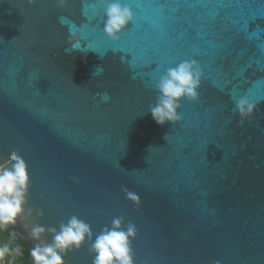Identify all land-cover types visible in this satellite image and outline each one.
<instances>
[{"label":"water","instance_id":"water-1","mask_svg":"<svg viewBox=\"0 0 264 264\" xmlns=\"http://www.w3.org/2000/svg\"><path fill=\"white\" fill-rule=\"evenodd\" d=\"M107 3L0 0V164L17 152L30 174L25 213L0 231L33 264L36 224L75 215L94 239L122 216L137 228L135 264H264V0H127L135 18L115 41ZM70 35L81 48L68 53ZM194 58L198 99L158 125L159 77ZM240 96L255 103L243 122ZM88 248L65 264H92Z\"/></svg>","mask_w":264,"mask_h":264},{"label":"clouds","instance_id":"clouds-1","mask_svg":"<svg viewBox=\"0 0 264 264\" xmlns=\"http://www.w3.org/2000/svg\"><path fill=\"white\" fill-rule=\"evenodd\" d=\"M28 2L34 4L36 0ZM65 2L59 0L60 6ZM134 18L135 13L127 0H108L103 12V30L110 39L119 40ZM68 43L70 48L65 50L68 53L81 48L79 39L74 35L69 36ZM201 77V68L195 60H184L168 68L155 85L159 95L156 103L149 106L153 120L161 126L179 122L182 119L179 114L182 101L198 99ZM101 99L107 102L110 97L104 93ZM235 110L243 122L253 115L255 103L248 96H240L235 101ZM29 188L30 174L26 161L17 152L10 153L8 160L0 164V223L14 224L25 213ZM122 191L129 201L139 206L137 193L127 188ZM33 211L28 208V215H32ZM35 211L39 216L44 214L43 210ZM124 222L122 216L113 218L111 226H106L94 239L91 226L75 215L66 223H61L58 229L36 224L30 232V238L37 242L31 249L33 264H65V256L79 251L85 243H89L88 251L94 254L92 264H135L131 240L137 235V228L131 222L124 227ZM45 233H52L51 242L42 239ZM214 264L221 262L217 260Z\"/></svg>","mask_w":264,"mask_h":264},{"label":"trees","instance_id":"trees-1","mask_svg":"<svg viewBox=\"0 0 264 264\" xmlns=\"http://www.w3.org/2000/svg\"><path fill=\"white\" fill-rule=\"evenodd\" d=\"M5 240L1 242L0 251L4 253L9 264H32L27 246L22 238L11 230L2 233Z\"/></svg>","mask_w":264,"mask_h":264},{"label":"snow or ice","instance_id":"snow-or-ice-1","mask_svg":"<svg viewBox=\"0 0 264 264\" xmlns=\"http://www.w3.org/2000/svg\"><path fill=\"white\" fill-rule=\"evenodd\" d=\"M131 7H133L134 5H130ZM179 6V5H178ZM129 27H131V25H129ZM157 56L155 55V59H153V57L151 56V55H146V57H145V59H146V61L147 60H152V62L151 63H145V65H144V67L146 68V69H148V70H151V69H154L155 67H156V60H157ZM192 60H195L196 61V59L194 58V59H192ZM201 68H203L202 67V65H201ZM221 75H222V72H221Z\"/></svg>","mask_w":264,"mask_h":264},{"label":"built area","instance_id":"built-area-1","mask_svg":"<svg viewBox=\"0 0 264 264\" xmlns=\"http://www.w3.org/2000/svg\"><path fill=\"white\" fill-rule=\"evenodd\" d=\"M0 264H9L6 256L2 251H0Z\"/></svg>","mask_w":264,"mask_h":264},{"label":"rangeland","instance_id":"rangeland-1","mask_svg":"<svg viewBox=\"0 0 264 264\" xmlns=\"http://www.w3.org/2000/svg\"><path fill=\"white\" fill-rule=\"evenodd\" d=\"M2 233H3V232L0 231V245H1V242L3 243V241L5 240V238H4V236H3Z\"/></svg>","mask_w":264,"mask_h":264}]
</instances>
